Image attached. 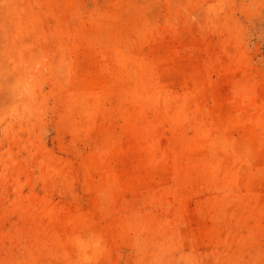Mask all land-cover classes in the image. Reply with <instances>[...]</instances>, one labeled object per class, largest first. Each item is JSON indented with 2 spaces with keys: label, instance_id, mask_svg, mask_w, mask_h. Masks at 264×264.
Listing matches in <instances>:
<instances>
[{
  "label": "rangeland",
  "instance_id": "rangeland-1",
  "mask_svg": "<svg viewBox=\"0 0 264 264\" xmlns=\"http://www.w3.org/2000/svg\"><path fill=\"white\" fill-rule=\"evenodd\" d=\"M0 264H264V0H0Z\"/></svg>",
  "mask_w": 264,
  "mask_h": 264
},
{
  "label": "bare ground",
  "instance_id": "bare-ground-1",
  "mask_svg": "<svg viewBox=\"0 0 264 264\" xmlns=\"http://www.w3.org/2000/svg\"><path fill=\"white\" fill-rule=\"evenodd\" d=\"M168 122H169V121H168ZM181 123H182V122H181ZM183 123H184V122H183ZM161 127H162V126H161ZM161 127H158V128H159V129H158L159 132H160ZM181 127H182V126H181ZM162 128H163V127H162ZM177 128H178V126H177ZM173 129H174V128H173ZM177 130H178V129H176V131H177ZM171 131H172V130H171ZM180 131H182V130L180 129ZM172 133H173V132H172ZM176 133H177V132H176ZM226 133H227V132H226ZM225 135L227 136V139H228L229 137L232 139V137L229 136L230 134H229V135L225 134ZM157 136H158V135H157ZM173 136H174V135H173ZM184 136H185V133H184ZM184 136H183L182 138H184ZM221 136H222V135H221ZM159 137H161V136H159ZM214 137H215V136H214ZM214 137L212 138L213 140H214ZM186 138H187V137H186ZM188 138H189V137H188ZM201 138L203 139L204 137L202 136ZM201 138H200V139H201ZM216 138H217V137H215V139H216ZM222 138H223V136H222ZM230 138L227 140L228 143H229V141H230ZM157 139H158V138H157ZM159 139H160V138H159ZM192 139H193V138H192ZM206 139H207V138H206ZM218 139H219V140H217V141L220 142L221 139H220L219 137H218ZM184 140H185V138H184ZM194 140H195V139H194ZM204 140H205V139H204ZM160 141H161V139H160ZM160 141H159V142H160ZM217 141H216V142H217ZM184 142H186V141H184ZM189 142H190V141H189ZM193 142H194V141H193ZM206 142H207V141H206ZM219 142H218V144H219L218 146H219V147H216V149H219L220 147H222V146L220 145ZM232 142H233V144H234V145L232 144V147L234 148V147L236 146L235 143H234L235 140L232 141ZM161 143H163V142H161ZM187 143H188V142H187ZM203 144H204V142H203L201 145L203 146ZM225 144H226V143H225ZM225 144H224V145H225ZM207 145H208V144H207ZM160 146H162V144H161ZM204 146H205V144H204ZM228 146H229V145H228ZM224 147H226V146H224ZM224 147H223V148H224ZM237 148H238V147H237ZM203 149H204V148H203ZM224 149H225V148H224ZM226 149H228V148H226ZM226 149H225V150H226ZM241 149H242V148H241ZM242 150H243V149H242ZM211 151H212V150H211ZM223 151H224V150H223ZM223 151H222V153H223ZM231 151H232V150H231ZM236 151H239V152H240L241 150H240V149H239V150L236 149ZM217 152H218V150H217ZM219 152H221V151H219ZM219 152H218V153H219ZM226 152H227V151H226ZM245 152H246V151H245ZM242 153H243V152H242ZM225 154H226V153H225ZM225 154H224V155H225ZM243 154H244V153H243ZM215 155H218V154H215ZM220 155H221V154H220ZM222 155H223V154H222ZM229 156H232V154L230 153ZM227 157H228V156H227V154H226V158H227ZM241 157H242V156H241ZM216 158H217V157H216ZM226 158H224L225 160L223 159V161H225V162L229 161L228 163H230V162H231L230 160H231L233 157L230 158V160H229V157H228L227 161H226ZM218 160H219V159H218ZM223 161H222V163H223ZM234 162H235V161H234ZM228 163H227V164H228ZM240 163H241V162H240ZM241 164H242V163H241ZM241 164H240V165H241ZM236 165H238V164H236V162H235V164H233V167L236 166ZM223 166H224V165H223ZM228 166H229V165H228ZM228 166H227V167H228ZM231 166H232V165H231ZM244 166H245V165L243 164L242 167H244ZM221 167H222V166H221ZM233 167H231L230 170H231ZM236 167H237V166H236ZM236 167H235V169H236ZM246 167H247V169H245V167H244V168L239 167V168H241V169L238 171V173L241 174L242 176H245L246 179H247V178H249V176L252 175V172L249 170V169H251V168L248 169V166H247V165H246ZM254 168L257 169V168H259V167H257V168L254 167ZM223 169H224V168H222V170H223ZM224 170H225V169H224ZM230 170H228V171H230ZM260 170H261V168H260ZM260 170L258 169L259 172L257 173V174L259 175V177H260V174H259V173L261 172ZM228 171H227V172H228ZM232 171H234V170H232ZM235 171H236V170H235ZM223 173H224V172H223ZM225 173H226V172H225ZM232 173H233V172H232ZM235 174H236V173H235ZM254 174H255V173H254ZM254 174H253V177H254ZM255 175H256V174H255ZM258 175H257V176H258ZM261 175H262V173H261ZM261 177H263V176H261ZM250 179H251V178H250ZM249 181H250V180H247L248 183H249ZM245 183H246V182H245ZM247 185H248V184H247ZM251 189H253V188H251ZM259 201H260V200H259ZM80 244H81V243H80Z\"/></svg>",
  "mask_w": 264,
  "mask_h": 264
}]
</instances>
